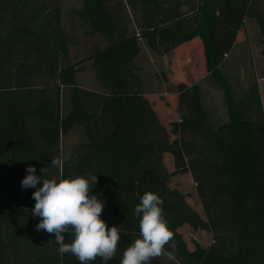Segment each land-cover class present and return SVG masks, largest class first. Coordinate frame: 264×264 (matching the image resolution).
I'll return each mask as SVG.
<instances>
[{
	"label": "trees",
	"instance_id": "1",
	"mask_svg": "<svg viewBox=\"0 0 264 264\" xmlns=\"http://www.w3.org/2000/svg\"><path fill=\"white\" fill-rule=\"evenodd\" d=\"M50 1L0 0V264H78L57 254L52 234L35 229V189L21 187L29 165L37 175L44 168L45 179L97 174L91 194L120 235L109 264H119L138 238L133 210L146 191L163 200L172 232L149 264H264L262 102L255 82L237 95L223 69L245 18L255 21L264 56V0H84L78 14L106 44L76 62L67 59L58 1ZM196 38L204 79L222 93L227 118L213 126L200 85L181 82L164 91L176 95L179 113L167 130L142 90L135 60L142 45L164 55ZM88 61L98 89L77 81ZM158 77L169 81L168 73ZM75 127L83 139L62 157L61 140ZM164 154L172 159L169 173ZM52 159L61 166H50ZM178 174L190 175L204 217L168 186ZM185 224L208 231L212 243L189 250L178 232Z\"/></svg>",
	"mask_w": 264,
	"mask_h": 264
},
{
	"label": "rangeland",
	"instance_id": "2",
	"mask_svg": "<svg viewBox=\"0 0 264 264\" xmlns=\"http://www.w3.org/2000/svg\"><path fill=\"white\" fill-rule=\"evenodd\" d=\"M44 1L51 2L50 0ZM57 1L60 8V27L69 39L66 55L70 62H76L88 56L95 44L100 47L105 46L106 43L103 36L99 33H94L91 26L78 14V11L82 9L84 0ZM260 37L255 21L245 18L242 28L237 32L236 45L233 50L234 54L229 55L223 65V69L230 78L237 95L245 91L250 83H256L264 113V56L260 54ZM183 51L184 53L177 58L176 62L170 61V58H166L165 63L167 64L166 69L169 81L165 85L161 84L158 77V74L163 70L162 64L164 60L150 54V57H146L147 61H145V58H141L136 62L137 65H141L143 68L139 72L142 80V90L148 93L145 96L152 103V107L157 113L160 123L169 130V123L171 121H178L179 113L176 95L164 91L174 89L175 85L181 82L187 86L192 83L200 85L202 104L213 126L225 121L227 114L222 93L204 79L206 72L202 58H189L187 57L186 48ZM85 65L86 69L77 76L78 83L83 86L89 85L92 88L97 87L98 89L90 62H86ZM93 81L96 83V86L93 85ZM66 93L64 95L65 99ZM158 93L163 94L159 95ZM63 107H65V100H63ZM174 138V135H170V140ZM82 139L83 133L79 127L73 128L64 136L61 140L62 157L68 155ZM163 164L168 173L173 171L172 159L169 154L163 155ZM168 186L183 193L186 203L204 217L194 183L189 174L171 176L168 180ZM178 232L181 233L189 250L194 248V243L205 248L212 243L211 234L205 230H193L185 224L178 229Z\"/></svg>",
	"mask_w": 264,
	"mask_h": 264
},
{
	"label": "clouds",
	"instance_id": "3",
	"mask_svg": "<svg viewBox=\"0 0 264 264\" xmlns=\"http://www.w3.org/2000/svg\"><path fill=\"white\" fill-rule=\"evenodd\" d=\"M50 166L60 167L61 161L52 159ZM25 171L21 187L35 189L31 210L39 218L35 229L54 236L57 254H71L78 264H91L97 257L102 264H109L120 235L118 226H109L101 218L104 202L91 194L97 174L45 179L44 168L40 170L41 175L36 174L32 165ZM162 213L163 200L156 193L146 191L139 196L133 210V215L139 218V236L123 251L119 264H149L152 258L162 254L172 238ZM65 233L71 237L70 242H66Z\"/></svg>",
	"mask_w": 264,
	"mask_h": 264
},
{
	"label": "crops",
	"instance_id": "4",
	"mask_svg": "<svg viewBox=\"0 0 264 264\" xmlns=\"http://www.w3.org/2000/svg\"><path fill=\"white\" fill-rule=\"evenodd\" d=\"M123 1H125V0H123ZM126 8H127L128 12H129V10L131 11V8H130V6L128 4H126ZM138 14H139V12H138ZM244 22H245V19H244ZM133 25H135V23ZM197 39L198 38H196L194 41H191L189 43H183L184 44L183 46L179 45L176 48H174L169 54H164V55L153 54V53L149 52L145 48L144 45H142V49H141L140 53L138 54V56H137L135 61L137 62L141 58L142 59L145 58V61H147L146 57H150V54H152V55L156 56L157 58H159L161 60H164V63L162 65L165 68L162 66V68L164 70V71L162 70V72L168 73V71L166 69L167 64L165 63L166 58H170L171 59L170 61L175 62L174 61L175 58H178L180 55H182L181 52H184L183 51L184 48H186V50H187L186 51L187 52V57H199V58L203 57V51H202V48H201V43H200V40H197ZM177 50H179L178 53H177ZM138 66H139V68L141 70L142 66L141 65H138ZM161 84H163V83H161ZM146 94H148V93H146ZM149 94H155V93H149Z\"/></svg>",
	"mask_w": 264,
	"mask_h": 264
}]
</instances>
